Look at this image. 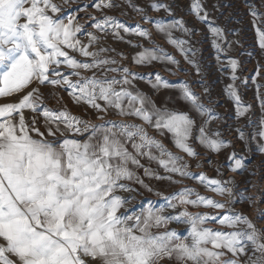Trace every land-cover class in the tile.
<instances>
[{
  "label": "snow or ice",
  "instance_id": "obj_1",
  "mask_svg": "<svg viewBox=\"0 0 264 264\" xmlns=\"http://www.w3.org/2000/svg\"><path fill=\"white\" fill-rule=\"evenodd\" d=\"M114 6L112 0L94 4L98 10ZM150 6L154 11H171L165 3ZM190 10L202 23H208L213 46L223 51L219 41L224 39V30L209 20L201 0H192ZM49 11L55 14L60 7L52 0H0V97L20 95L18 102L0 104V264H264V231L247 215L228 207L236 202L233 188L228 186L232 181L192 173L184 157L157 137L170 136L175 148L188 157L199 155L193 139L213 152L226 147L225 141L218 138V132L214 134L217 138L207 134L208 120L194 136L195 121L188 112L157 106L135 82L147 75L154 91L178 87L181 98L201 116L212 110L199 103L187 82L174 86L158 72L153 78L152 73L133 71L112 57H102L108 48L90 51L101 37L89 32L84 44L77 38L82 28L75 17L65 22ZM249 11L255 22L258 11L254 7ZM142 18L153 20L147 15ZM94 27L101 32L110 28L120 40L124 39L121 29L149 40L151 47L126 41L139 49L131 56L135 65L154 61L179 64L156 44L151 31L139 24L129 28L115 17L104 16ZM155 28L199 73V65L188 57L192 49L183 47L188 42L172 37L175 28L191 32L183 19L169 23L157 20ZM256 33L264 50V30L257 28ZM69 50L90 57V62L77 59ZM119 55L121 60L127 59L123 53ZM62 65L71 71L62 72ZM229 65L235 81L238 61L230 59ZM82 71L92 75H82ZM108 73H119V78ZM42 86L65 89L73 103L86 105L85 111L90 110L100 123L74 115L67 107H48ZM225 90L236 105L237 116H245L250 106L243 104L235 85ZM52 94L57 103L62 101L57 93ZM25 109L33 113L30 120H26ZM110 112L120 119H106ZM40 116L44 131L38 126ZM237 131L247 143L244 131ZM84 136L86 139L79 138ZM257 137L264 141V119L252 135ZM258 148L264 153V142ZM139 157L157 161L168 174L159 176L144 168L145 176L174 184H182L183 178L195 179L227 199L217 200L184 186L168 195L156 193L165 201L160 208L149 201L140 213L130 212L125 208L128 199L118 191H134L129 182L152 191L134 171L144 167ZM229 159L233 161L232 172L242 170L243 160L235 152ZM174 175L181 179H174ZM189 206L224 212H191ZM165 208L179 211L165 214ZM258 216L264 218V209L258 210ZM172 222L188 225L187 235L169 229ZM212 223L222 227L206 226Z\"/></svg>",
  "mask_w": 264,
  "mask_h": 264
},
{
  "label": "rangeland",
  "instance_id": "obj_2",
  "mask_svg": "<svg viewBox=\"0 0 264 264\" xmlns=\"http://www.w3.org/2000/svg\"><path fill=\"white\" fill-rule=\"evenodd\" d=\"M99 2L100 0H52V3L60 7V11L55 14L49 11V14L54 15V17H60L65 22H67L68 17H75V22L81 25L82 28V31L77 34V38L84 44L88 43L89 37L87 34L89 32L101 37L89 50L96 51L101 47L110 49L108 52L101 53L102 57H112L133 71H139L144 74L152 73L153 78L154 74L158 72L174 86L187 82L193 93L199 97V103L212 110L209 115L205 116H201L197 112L194 114L195 117H192L188 112L195 121L194 136L198 135L199 127L204 124L205 120H208V124L205 125L207 134L212 138H217L214 134L218 132V138L225 141L227 146L219 152H213L193 139L191 141L192 146L199 155L197 157H188L175 148L170 136L157 138L162 139L164 144L173 152L183 156L192 173L199 174L203 172L209 178L224 181L231 180L232 183L228 186L233 188L236 202L229 204L228 207L247 215L258 229L264 231V218L258 216V210L264 209V153L259 151L258 145L264 141H261L259 137L256 139L252 138L253 133L260 129L261 119H264V108L261 107V100L264 99V50L259 47L256 33L257 28L264 30V2L262 0H201L204 9L208 12L209 20L215 26H219L224 30V39L219 41L223 51H218L213 46V36L209 31L208 23H202L191 12L192 0H112L114 7L98 10L94 7V4ZM153 2L165 3L171 11L166 12L163 9L154 11L150 6ZM250 7H254L259 13L255 22L250 14ZM137 8L143 9V14L137 12ZM143 15L153 17V20L145 22L142 18ZM104 16L115 17L119 23L129 28H135L137 24L148 28L156 44L160 45L168 54L179 61V64L173 65L162 61H154L151 65L144 66L133 64L131 56L139 49L132 47L126 41L131 40L133 43L139 42L145 47H151L150 41L135 35L126 34L122 29L120 30V35L124 37L123 40L115 38L112 34L113 30L110 28L104 32L97 30L94 25L98 20L103 19ZM179 19H183L185 27L190 29L191 32L185 33L183 30L175 28L172 30V37L188 42L183 47L192 49L191 52H188V57L195 60L199 65V73H197L193 65L185 60L184 55L176 47L167 42L164 34L159 33L155 28L157 20L169 23ZM111 49H115V51H111ZM119 53H123L127 59L121 60ZM70 55H74L82 61L90 62L91 60L90 57L81 56L79 52L70 51ZM230 59L238 61V67L235 71L237 79L235 81L232 80L233 70L229 65ZM61 71L67 73L71 70L66 69L62 65ZM82 75L90 76L92 72L82 71ZM97 75H100L99 71H97ZM108 75H115L119 78V73H108ZM71 78L76 79V77ZM135 83L136 87L147 93L156 102L157 106L169 107L168 100L170 99L174 103L180 102L179 89L175 91V87H170L154 91L147 82V75L144 80H137ZM230 84L235 85V89L243 104L250 106L245 116H237L236 105L225 90ZM258 85L260 86L259 96L257 95ZM41 92L48 107L60 109L67 107L74 115L86 120H92L94 123H100L90 110L85 111L86 105L73 103L65 89H53L51 86H42ZM53 92L62 97L60 103H57V96L53 95ZM16 97L18 101L20 95L17 94ZM183 103L187 105L185 106L187 109L192 107L185 100ZM29 111L32 113L31 110ZM106 119H120V117L116 116L114 112H110ZM136 122L139 123V121ZM43 124V117H38V126H40L41 131H44ZM237 129L244 131L247 143L245 140L240 139ZM149 132L155 135L151 129H149ZM48 138L50 140L53 139L52 137ZM233 152L237 154L238 158L243 160V168L237 172L231 171L233 161L229 157ZM139 159L142 164V157H139ZM145 162L147 163V160ZM197 164L200 167H197ZM145 165L147 168L149 167L147 164ZM160 168L162 176L168 175L162 167ZM140 170V168L134 169L136 174L143 179L144 184L148 185L152 191H148L137 183L138 187L135 188L139 192L133 193L131 191L129 206L133 209H139V213L142 207H148L149 201L152 202L154 208H160L165 204L163 197L156 195V193L168 195L184 186L195 189L201 195L212 196L217 200L224 201L227 199L226 196H219L211 192L195 179L183 178L182 184H174L169 180H156V183L152 180L153 177L141 175ZM152 170L154 171L155 169ZM174 179H181V177L174 175ZM130 184L133 185L135 182H130ZM142 190L153 193L159 198L146 199V197L142 199L140 197ZM134 192L136 191L134 190ZM248 197L251 198V201L247 199ZM192 198H195V196L193 195ZM188 210L191 212L208 211L212 214L224 212V210L209 209L203 206L199 208L189 206ZM175 211H179V209L165 208V214H174ZM206 226L213 228L222 227L215 223ZM168 228L177 229L182 236L187 235L186 229L188 225L172 222L168 225ZM223 230L227 231L229 229L224 228Z\"/></svg>",
  "mask_w": 264,
  "mask_h": 264
},
{
  "label": "crops",
  "instance_id": "obj_3",
  "mask_svg": "<svg viewBox=\"0 0 264 264\" xmlns=\"http://www.w3.org/2000/svg\"><path fill=\"white\" fill-rule=\"evenodd\" d=\"M180 55H181V53H179ZM178 55V54H177ZM176 86V85H175ZM178 86V85H177ZM175 89V91H177V89H178V87H175L174 88ZM16 95L17 94H14L13 96H11V97H0V104H2V103H15V102H18L16 99H17V97H16ZM160 96H161V93H160ZM183 99L182 98H180V102H173V100L172 99H170V100H168V105H169V107L170 108H174V109H176V110H180V111H184V112H189L190 113V115L192 116V117H195V113H197V111L193 108V107H191V108H188L187 109V107H185V106H187V105H184V103H183ZM187 102V101H186ZM188 103V102H187ZM24 114H25V117H26V120H30V118L32 117V113H30V111L29 110H24ZM15 119H18V117H14ZM33 136L35 137V134L33 133ZM35 138H38V137H35ZM48 138V137H47ZM80 139H86V136H84V137H79ZM49 140H50V138H48ZM147 160V163L145 162ZM142 165L144 166V167H141L140 169V174L141 175H143L144 174V168H147L146 167V165L145 164H147L149 167L148 168H152V169H155L154 170V172L157 174V175H159V176H162L161 175V168H160V166H159V164L156 162V161H150V160H148V159H146L145 157H142ZM150 166H152V167H150ZM157 167V168H156ZM152 180L154 181V182H156L157 183V181L156 180H158V179H155V178H152ZM130 183V182H129ZM135 185V186H134ZM130 187L132 188V189H134L136 192H134L133 191V193H138L139 191L135 188V187H138V185H136V183L135 184H133V185H131L130 184ZM142 192V194L140 195V197L142 198V199H145L146 197V199H154V198H159L158 196H155V194H153V193H148V192H145L144 190H142L141 191ZM117 194L118 195H120V196H122V197H126L127 199H128V203L126 204V206H125V208L126 209H128L130 212H135V213H139V209H133V208H130V206H129V198H130V196L132 195V192H126V191H118L117 192ZM143 209H145V207H142V210ZM125 209H121V211H124ZM142 210H140V211H142Z\"/></svg>",
  "mask_w": 264,
  "mask_h": 264
}]
</instances>
